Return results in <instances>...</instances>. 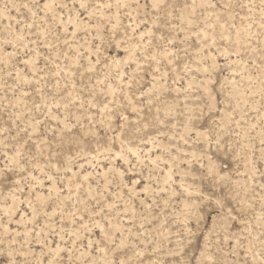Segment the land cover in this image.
I'll list each match as a JSON object with an SVG mask.
<instances>
[{"label": "rangeland", "instance_id": "rangeland-1", "mask_svg": "<svg viewBox=\"0 0 264 264\" xmlns=\"http://www.w3.org/2000/svg\"><path fill=\"white\" fill-rule=\"evenodd\" d=\"M262 254L264 0H0V264Z\"/></svg>", "mask_w": 264, "mask_h": 264}, {"label": "snow or ice", "instance_id": "snow-or-ice-1", "mask_svg": "<svg viewBox=\"0 0 264 264\" xmlns=\"http://www.w3.org/2000/svg\"><path fill=\"white\" fill-rule=\"evenodd\" d=\"M80 7H81V8H86V4H84V3L82 2L81 5H80ZM262 255H264V254H262Z\"/></svg>", "mask_w": 264, "mask_h": 264}]
</instances>
